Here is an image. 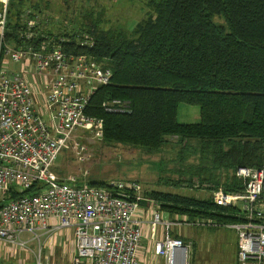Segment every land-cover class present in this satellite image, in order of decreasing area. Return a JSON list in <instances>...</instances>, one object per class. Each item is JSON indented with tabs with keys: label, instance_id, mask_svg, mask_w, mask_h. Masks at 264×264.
<instances>
[{
	"label": "built area",
	"instance_id": "built-area-1",
	"mask_svg": "<svg viewBox=\"0 0 264 264\" xmlns=\"http://www.w3.org/2000/svg\"><path fill=\"white\" fill-rule=\"evenodd\" d=\"M10 2L0 0V256L17 264H27L28 256L36 264H61L53 260L51 245L56 248L58 237L70 232L72 241L66 236L68 244L59 243L70 249V264H190L193 244L176 235L220 224L169 217L136 182L79 186L76 178L53 171L79 133L103 139V121L87 112L98 89L111 85L113 71L45 36L55 24L47 14L26 11L21 45L9 43ZM104 108L127 114L129 106L114 100ZM74 146L85 154L83 143ZM236 174L245 183L241 193L221 188L212 196L219 207L240 210V221L226 226L238 234L237 264H264V167ZM14 190L31 193L8 200Z\"/></svg>",
	"mask_w": 264,
	"mask_h": 264
},
{
	"label": "trees",
	"instance_id": "trees-1",
	"mask_svg": "<svg viewBox=\"0 0 264 264\" xmlns=\"http://www.w3.org/2000/svg\"><path fill=\"white\" fill-rule=\"evenodd\" d=\"M47 7L44 0H11L8 42L21 45L26 11L38 16ZM149 7L132 31H108L91 22L81 24L80 33L72 32L74 26L66 32L55 22L44 34L113 71L111 85L98 89L87 112L103 121L104 141L150 153L178 145L200 154L185 181L190 189L196 179L207 193H241L245 183L238 169L264 167V0H156ZM86 36L91 45L82 46ZM114 100L125 102L128 113H108L104 104ZM182 104L200 109L199 123L179 122ZM30 193L14 190L8 200ZM148 195L169 217L220 225L240 217L238 208L219 207L213 196ZM2 204L0 198V209Z\"/></svg>",
	"mask_w": 264,
	"mask_h": 264
},
{
	"label": "rangeland",
	"instance_id": "rangeland-1",
	"mask_svg": "<svg viewBox=\"0 0 264 264\" xmlns=\"http://www.w3.org/2000/svg\"><path fill=\"white\" fill-rule=\"evenodd\" d=\"M156 0H49L46 14L56 22V29L72 32L81 24L99 23L100 29L115 31L131 29L142 22L150 14L149 3ZM82 30V29H81ZM79 29L78 32L80 33ZM82 35V34H80ZM86 36L82 46L91 45ZM43 87H48V79L41 77ZM180 123L195 124L200 122V109L182 104L179 108ZM81 142L87 148L85 154L78 152L74 142ZM184 158V162L180 158ZM201 162L199 153L182 152L178 145H169L160 152L150 153L145 149H135L122 144H110L93 139L81 133L69 141L67 147L58 156L53 171L61 178H76L78 185L91 183L112 184L136 182L151 192L170 193L191 198L208 200L211 193L195 187L190 189L185 181L190 180L193 166ZM189 172V173H188ZM196 180V181H195ZM151 204H143L142 208H150ZM240 219L233 217L223 222L222 227L196 228L185 230L187 240L193 244L190 252V264H237L238 234L227 225H235ZM61 239V237H58ZM68 244V242H67ZM53 260L61 264H70V249L59 246ZM65 246V244H64ZM28 256L27 264H36ZM31 260V261H30ZM2 262V263H1ZM0 264H14L3 260Z\"/></svg>",
	"mask_w": 264,
	"mask_h": 264
},
{
	"label": "crops",
	"instance_id": "crops-1",
	"mask_svg": "<svg viewBox=\"0 0 264 264\" xmlns=\"http://www.w3.org/2000/svg\"><path fill=\"white\" fill-rule=\"evenodd\" d=\"M47 4H48V8H49V0H44ZM38 82H40V81H38ZM37 82V83H38ZM36 85V84H35ZM38 86V85H37ZM201 229H203V228H209V227H200ZM213 228V227H212ZM185 232L186 231H182L181 232V234H183V235H187V234H185ZM62 235H64L63 236V238H61V239H58V244L61 242V241H63L64 243H66L67 244V239H66V236L67 237H69V242L70 241H72V234L70 233V232H63L62 233ZM143 243H144V245L145 246H147V244L149 243V241L147 240V239H145L144 241H143ZM147 258H148V261L150 260V257H149V255H147ZM152 261H153V259H151L149 262H148V264H152ZM2 263V262H1Z\"/></svg>",
	"mask_w": 264,
	"mask_h": 264
}]
</instances>
